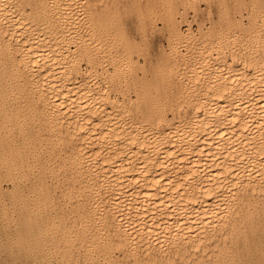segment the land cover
I'll use <instances>...</instances> for the list:
<instances>
[{"label": "bare ground", "instance_id": "obj_1", "mask_svg": "<svg viewBox=\"0 0 264 264\" xmlns=\"http://www.w3.org/2000/svg\"><path fill=\"white\" fill-rule=\"evenodd\" d=\"M97 3L101 15L110 16L106 0H0L1 135H9L11 124L21 137L18 145L6 143L11 156L0 161L11 160L6 164L15 173L14 162L21 163L39 146L46 152L42 172L63 165L62 172L73 182L77 237L87 243L85 250L100 251L101 263L118 247L134 264L140 249L150 255L147 264H264V15L260 25L251 22L245 39H239L240 52L235 49L239 41L231 46L235 36L225 32L216 46L209 42L201 48L190 42L191 34L186 38V51L198 60L188 64L182 59L183 74L193 82L202 80V86L181 93L191 114L169 122L159 113L163 104L152 103L146 113L132 118L131 96L122 104L111 102L109 90L127 91L135 79L127 49L106 52L103 40L111 23L93 15ZM161 6L171 9L169 0ZM210 50L216 51L213 60ZM227 55L240 66L227 64ZM79 58H85L90 71L74 81ZM107 61L111 73L102 65ZM96 65H102L100 71ZM148 117L151 122L144 125L141 120ZM161 120L166 128L154 131ZM33 140L39 145L30 148ZM61 141H67L63 151ZM56 146L63 152L60 157Z\"/></svg>", "mask_w": 264, "mask_h": 264}, {"label": "rangeland", "instance_id": "obj_2", "mask_svg": "<svg viewBox=\"0 0 264 264\" xmlns=\"http://www.w3.org/2000/svg\"><path fill=\"white\" fill-rule=\"evenodd\" d=\"M110 1H112V2L110 3ZM156 1H158V2H156ZM169 1H170V8L171 9L170 10L168 9V12H167V9L165 10L161 6V4L164 3V0H117V1L116 0L115 1L114 0H109V1L106 0V5L108 6V9H110V11H109L110 16H108V17L101 15L103 10L101 7L102 5L100 3L96 4V9H98V10H96L93 7L95 10L94 11L95 14H93V15L99 16L102 19H104V17H105V19L107 20V25L109 23H111L108 25L109 28L107 27V30H106V36L107 37L105 36L104 40H103V44L105 46L106 52L109 54H113V52L114 51L116 52L117 49H118L117 51H121L122 48L124 47L130 53L129 58L131 60L130 64L132 65V67H131L132 71H131L130 75L135 79V80H132L128 83L129 87H131V88L127 89V91L122 90V92L120 91V89L119 90L118 89H114V90L111 89L108 91V94H109L108 96L110 97V100L112 99L111 102L114 104H115V102L116 103L120 102L118 104H122L124 101L123 98H128V97L130 98V96H131L132 103H134V104H132V105H130L129 103L128 104L132 107L130 109V113H129L130 117H132V118H137L139 115H141L145 111L147 112L148 110H146V109L148 107H150L149 105H152V103H153V106H156V104L157 105L163 104V107L161 105V108H159V113H161V116L164 119H167V121H169V122H177L179 118L184 119V117L185 118L188 117L191 114L190 113L191 107H189L190 103H189V101L186 100L185 97H184V99L182 98L184 95L181 93H183L189 86L195 87V89L197 91H199L201 89V86H202V84H201L202 80L193 82V81L188 79L187 75H184L186 73V70L184 71L183 70L184 67L181 65L182 59L186 60V62L188 64L194 63L195 59H196V61L198 60L197 57H195V56L191 57L190 54L186 51V46H187V44L185 43L187 41L186 38L191 34L193 36V39L190 42L195 44V45L198 44L197 46H199L201 48L207 46L210 43L215 44V46H216L217 45L216 43L219 41V39L217 41H216V39L219 35H221L222 32H225L230 37L235 36V37L231 38L230 44H232L233 41L237 43L240 38H241V42H242L245 39V36L248 34L249 29L251 28V25L253 23H256V21H257L258 25H260L262 16L264 15V7H263L264 6L263 5L264 0H219V2H218V0H169ZM233 2H235V3H233ZM254 2H256V3L254 4ZM155 3H157V4H155ZM121 4H122V7H121ZM182 4L185 6H182ZM99 5H100V7H99ZM113 5L115 8L113 7ZM132 5H133V7H132ZM220 6H223V7H220ZM217 8H218V10H217L218 12L216 11ZM159 10H161V11H159ZM100 11H101V13H100ZM132 11L134 12V14ZM140 13L142 14V16ZM136 14H138L140 17L138 15L136 16ZM249 14H251V15H249ZM193 15H194V17H193ZM134 16H136L138 19L135 18ZM158 16H159V20H158ZM216 16H218V17H216ZM112 17H114V18H112ZM118 17H119V20H118ZM111 18L114 20H112ZM149 18L150 19L152 18V19L150 20ZM160 18L162 21L160 20ZM165 18H166V20H164ZM259 18H261V19L258 20ZM222 19H223V21H222ZM224 19L229 24L225 23L226 21ZM169 20H171V22H169ZM252 20H254V21H252ZM138 21H139V23H138ZM251 22H253V23L251 24ZM149 23L150 24L152 23L154 25H152V24L150 25ZM187 23H188V25H187ZM221 23L222 24L224 23V24L222 25ZM117 24L119 27L117 26ZM236 24H238V25H236ZM243 24H244V26H243ZM176 25H177V27H176ZM138 28H139V30H138ZM174 28H176L177 30ZM112 29H114V30H112ZM197 29H199V31ZM140 30H141L140 35H142V37L139 35ZM233 30H235V33H233L234 32ZM244 31H246V34ZM167 32L168 33L170 32V33L168 34ZM107 33H109V35ZM115 34H116V37H117V35H119V37L115 38L114 37ZM144 35H146V36H144ZM238 35H240V36L237 37ZM122 36H124L123 37V38H125L124 40H123ZM195 36H197V37H195ZM177 37H178V39H177ZM168 38H169V40H168ZM214 40L216 41L215 43H214ZM241 42L239 41L237 43L238 45H236L237 47L235 46L236 51L238 50L237 52H240L242 50L239 47ZM123 44H124V46H123ZM169 45L170 46L172 45V46L170 47ZM71 46L73 47V45H71ZM231 46L234 47V43ZM173 49H175L177 51V55L181 58H179L178 56L176 57L173 54V51H172ZM145 51H146V53H145ZM139 54H141V55H139ZM180 54H181V56H180ZM209 54H210V56H209L210 59H212V60L215 59V57H216L215 56L216 55L215 50H210ZM226 54H228V53H226ZM162 57H164V58H162ZM227 57H226L227 64L234 65V66H240V62L239 63L238 62H232L231 61L232 57H230L229 55H227ZM172 58H173V60H172ZM85 61H86L85 58H82V59L79 58V60L77 62L78 65H76L78 70L75 72V73H77V72L78 73L77 74L73 73V75L71 76L74 81H79V79L81 80L83 78V76H85L89 73L90 68H88V66H86L87 64ZM102 65L106 70L108 68L107 71L109 73L112 72L111 71L112 67H111V65L108 64V61L104 62ZM101 66L98 67V65H96V67H98L97 68L98 71H100ZM80 67H82V68H80ZM96 67H95V69H96ZM138 68H140V70ZM181 75H183V76H181ZM168 77H170V78H168ZM182 77H183V79H182ZM178 79H179L180 84H178V82H177ZM182 84H184V85H182ZM131 85L133 87L135 86V89L136 88L137 89L133 90ZM181 89H182V91H181ZM196 90H195L194 94L198 95V92ZM136 91H138V92H136ZM114 92H115V94H113ZM137 94H139V96H140L139 99H137V97H136ZM113 98H114V100H113ZM161 99H165V103H164V101L162 102ZM177 99H179V100H177ZM115 100H117V101H115ZM181 101H183L184 103ZM183 104H185V106ZM110 105L111 104L106 105V107H108L107 109H110V107H111ZM183 107L185 110L183 109ZM177 112H178V114H177ZM172 116L174 118H172ZM141 121L143 122L144 125L150 124L151 117H148V119H143ZM8 125H9L8 130L12 129L8 135L10 137H8L7 135H5L7 138H5V136H2L3 135L2 133L5 130L3 128H0V130H1L0 131V141L2 142V143L0 142V153H1L0 158L1 157H8V159H9L10 158L9 156H11V155L7 151L8 141H9V144L11 143L13 145H15V144L18 145L21 142V137H20L19 133H17L18 131L16 130V128L13 125H11V124H8ZM155 125L156 126H154V131H161V130L166 128L164 120L163 121L161 120L159 123H156ZM12 127H14V128H12ZM8 138H9V140H8ZM10 140H12V141H10ZM36 141H38V140H33L30 142V148H31V146L33 148L34 144H35L34 147L37 144L39 145V141L38 142H36ZM6 143H7V145H6ZM66 143H67V141H61L60 143H58V146L62 151H63V147H66ZM60 145H61V147H60ZM58 146H56L57 149L56 148L55 149L58 150L57 154H58V157H60L63 155L62 154L63 152H61V150L58 148ZM38 148H39V150H38ZM40 150L41 149L39 146L35 147V153L33 152L31 154H28V156H24V159L21 162L22 165L19 161H17V163L14 162L15 163L14 165H16L18 168V170H16L15 173L9 172L8 166H9V164H11L10 163L11 160L5 161V162L0 161V264H105V263L106 264H113V263L114 264H124V263L125 264H129V263L134 264L133 259L130 256L129 257L127 256V258H126V256H125V258L123 257V254L120 253L122 251L118 247H113V248H111V250H109L108 254L105 256V257L108 256V258L107 259L105 258V259L108 260L109 262L107 261L105 263L104 262L101 263L103 261L102 258H104V256L100 253L99 250H92V249L89 251H88V249L85 250V248H86L85 245H87V243L83 244L84 241H82L79 237H77L78 230H77L76 222H75L76 213H75V209H73L74 206H72L74 204V201H75L74 195H73L74 194L73 182L71 180L72 178L69 175H68L69 177L64 175V173H63L64 171L62 170L63 165L60 168H58V170H57V168H55L54 172H52V173L48 172V171L42 172V169H41L42 168V156H44L46 154V152L44 153V150H42L41 152H43V153H41ZM59 150L61 153L59 152ZM5 154H6V156H5ZM27 157L30 159H28ZM36 157H37V159H36ZM32 160H33V162L34 161H37V162L33 163ZM6 163H9V164H6ZM27 165H28V167H26ZM37 167L38 168L40 167V168L38 169ZM21 169H22V171H21ZM39 171H41V172H39ZM17 173H18V175H17ZM48 173L51 175H49ZM48 175H49V177H48ZM56 175H57V177H56ZM52 179H53V181H52ZM63 182H64V185H63ZM53 186H54V188H53ZM69 187H71L70 188L71 190L68 189ZM67 189H68V191H67ZM66 193H68L67 196H66ZM69 196L73 200L68 198ZM47 198H49V199H47ZM263 199H264V195H263ZM71 203H72V205H71ZM71 206H72V208H71ZM71 211H72V213H71ZM53 212H55V213L52 214ZM50 218H52V220ZM44 226L46 228H44ZM72 231H73V233H72ZM260 236H261V233L257 232L256 237L258 238ZM71 238H73L74 241ZM81 242H82V244H81ZM80 246L83 249H81ZM83 246H85V247H83ZM79 248H80V250H79ZM163 249H165V250H163V251H165V253L169 251V249L167 247L166 248L164 247ZM81 250H83V252ZM79 252H80V254H79ZM140 252L142 255L140 254ZM149 252H151V255L156 254V251L153 249H151ZM81 253L82 254L84 253V254L81 255ZM87 254H89V256ZM94 255H95V257H94ZM148 256L150 257V255H148ZM148 256L147 255L145 256V253H142V251L140 249L138 251V254H137V257L139 259L138 264H147ZM256 256H257V254L253 255L250 259L252 261L253 260L255 261V259H257V257H258V256L257 257ZM88 258H90V259L92 258V260H90ZM77 259H78V261H77ZM144 259H146V260L144 261ZM88 260L91 262H89ZM97 260H98V262H97Z\"/></svg>", "mask_w": 264, "mask_h": 264}]
</instances>
